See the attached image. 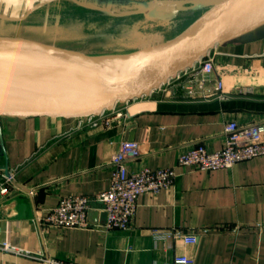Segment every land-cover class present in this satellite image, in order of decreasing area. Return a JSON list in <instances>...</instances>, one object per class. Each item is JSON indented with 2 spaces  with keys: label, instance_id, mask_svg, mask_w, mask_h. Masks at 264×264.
Segmentation results:
<instances>
[{
  "label": "crops",
  "instance_id": "0c3cea01",
  "mask_svg": "<svg viewBox=\"0 0 264 264\" xmlns=\"http://www.w3.org/2000/svg\"><path fill=\"white\" fill-rule=\"evenodd\" d=\"M154 1L188 0H0V39L19 36L18 26L28 27L41 12L46 20L52 10L70 7L125 19L142 15L126 16ZM206 10L164 7L161 14H182V20L175 33L155 43L175 38ZM64 18L58 29L65 26ZM201 68L207 79L203 91L214 93L222 79L221 93L189 96L185 77L174 81L169 92L162 87L106 113L111 127L102 123L77 129L72 118H1L0 171L12 173L14 180L7 195L0 189V264H174L184 254L195 264H264V156L228 170L197 172L178 166L179 154L190 147L222 149L230 122L264 125V22L219 44L196 65ZM127 137L142 147L141 157L128 169L173 168L179 175L174 186L142 195L128 230L97 227L105 220L99 203L89 215L95 225L90 229L47 227L43 219L61 199H94L109 188L110 162ZM156 231L197 235L198 244L159 240Z\"/></svg>",
  "mask_w": 264,
  "mask_h": 264
},
{
  "label": "water",
  "instance_id": "95a60500",
  "mask_svg": "<svg viewBox=\"0 0 264 264\" xmlns=\"http://www.w3.org/2000/svg\"><path fill=\"white\" fill-rule=\"evenodd\" d=\"M168 5L207 10L175 38L129 53L109 68L0 66V119L99 117L118 105L149 97L199 64L219 44L264 22V0L154 1L126 16L157 18ZM50 48L64 57L94 61L78 52Z\"/></svg>",
  "mask_w": 264,
  "mask_h": 264
},
{
  "label": "built area",
  "instance_id": "2783aa9c",
  "mask_svg": "<svg viewBox=\"0 0 264 264\" xmlns=\"http://www.w3.org/2000/svg\"><path fill=\"white\" fill-rule=\"evenodd\" d=\"M187 78L188 95L203 94L212 97L224 90V81H217L216 89L211 93L203 91L207 83L204 69H192L180 74L163 86L168 90L174 81ZM170 89L168 90V92ZM106 113L99 117L76 120L77 129L86 127L98 128L105 123L112 126V121L105 120ZM119 118V117H117ZM105 120V121H104ZM142 155L139 143L124 141L110 162L111 178L109 188L92 199L87 196L73 195L60 200L57 207L52 209L43 219L47 227L62 229H90L95 225L89 220L94 204H101L100 210L105 216L103 224L96 225L104 231L128 230L135 219L138 199L145 194L158 195L163 190L172 188L179 175L173 168L151 169L143 167L130 171L129 163ZM264 156V125L253 124L240 126L237 122H230L225 127V144L218 151H210L204 145L190 147L178 156V166L190 171L210 172L216 170L232 169L239 163ZM14 180L12 173L4 174L0 171L1 193H9L8 184ZM155 237L159 240L175 238L185 246L198 244L197 235H183L177 231H156ZM9 250L8 245H4ZM49 264H74L63 261H49ZM174 264H195L193 257L181 255L175 258Z\"/></svg>",
  "mask_w": 264,
  "mask_h": 264
},
{
  "label": "rangeland",
  "instance_id": "374dc122",
  "mask_svg": "<svg viewBox=\"0 0 264 264\" xmlns=\"http://www.w3.org/2000/svg\"><path fill=\"white\" fill-rule=\"evenodd\" d=\"M133 9L130 7L128 11ZM65 10H52L49 20L41 15L42 12L38 13L25 24L28 27L18 26L21 29L18 30L19 36L0 39V66L78 68L84 71L109 68L120 60L121 55L172 35L182 20V14L170 18V14L162 12L157 18L138 15L116 19L79 9L72 11L71 7ZM60 15L66 23L58 29L56 24L62 21ZM64 36H68L70 42ZM57 45L63 47L61 49L72 48L94 61L64 57L51 50L50 47Z\"/></svg>",
  "mask_w": 264,
  "mask_h": 264
}]
</instances>
